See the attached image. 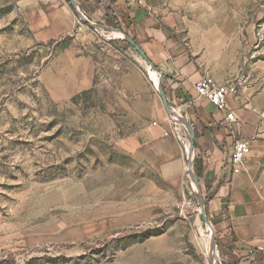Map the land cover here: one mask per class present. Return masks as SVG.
Listing matches in <instances>:
<instances>
[{"label": "rangeland", "instance_id": "1", "mask_svg": "<svg viewBox=\"0 0 264 264\" xmlns=\"http://www.w3.org/2000/svg\"><path fill=\"white\" fill-rule=\"evenodd\" d=\"M27 1L0 0V264H239L216 246L177 107L125 41L133 36L115 1L75 0L90 24L66 0L70 30L45 40L34 29L44 15ZM154 1L178 4L184 29L220 24L222 83L264 87V0ZM67 54L94 62L91 86L72 95L60 93L50 71ZM157 125L179 141L178 128L185 131L178 182L145 147ZM199 193L207 222L199 210L178 211L185 199L198 206Z\"/></svg>", "mask_w": 264, "mask_h": 264}, {"label": "crops", "instance_id": "2", "mask_svg": "<svg viewBox=\"0 0 264 264\" xmlns=\"http://www.w3.org/2000/svg\"><path fill=\"white\" fill-rule=\"evenodd\" d=\"M33 1L29 8L44 15L40 25L34 27L40 40L55 37L53 31L70 30L71 6L66 0ZM114 1L116 11L130 25L133 39L157 67L178 114L192 125L191 167L197 171L200 190L208 195L206 211L218 250L239 264H259L264 258V252L256 251L259 246L264 248V87H249L229 96L228 105L235 119L228 120L225 111L218 110L193 88L203 75L219 83L228 78L226 63L219 61L226 45L220 24L210 27L195 24L184 29L180 7L173 8L178 4L166 10L154 0H145L144 5ZM98 13L99 7L93 11L94 20ZM181 30L184 32H177ZM72 55L67 54L50 70L59 79L60 93L66 95L90 87L94 78L92 59ZM167 129L165 125L150 128L151 140L145 147L160 165L159 172L164 178L178 182L184 172L186 134L178 128L179 141L164 135ZM238 137L250 142L251 151L241 170L232 173L230 153Z\"/></svg>", "mask_w": 264, "mask_h": 264}, {"label": "built area", "instance_id": "3", "mask_svg": "<svg viewBox=\"0 0 264 264\" xmlns=\"http://www.w3.org/2000/svg\"><path fill=\"white\" fill-rule=\"evenodd\" d=\"M133 1L137 5L144 3V0ZM193 88L200 97L208 100L218 110L225 111L228 120L233 121L235 119L234 113L230 110L228 105V97L236 96L239 90L237 84L233 80L227 83H217L210 76L203 75L194 83ZM250 151L251 145L247 139L238 137L234 140L230 153V166L232 173H237L241 170L245 158ZM198 210L197 204L191 199H185L178 206V211L181 215L188 212H197ZM256 251L264 252V248L259 246Z\"/></svg>", "mask_w": 264, "mask_h": 264}, {"label": "water", "instance_id": "4", "mask_svg": "<svg viewBox=\"0 0 264 264\" xmlns=\"http://www.w3.org/2000/svg\"><path fill=\"white\" fill-rule=\"evenodd\" d=\"M70 4L72 5V7L75 9V12L79 15V17L84 20V21H88L89 20L77 9L75 0H69ZM90 24H92L91 22H89ZM124 39L126 42H128L129 44H131L146 60L149 64H152V62L146 57V55L144 54V52L142 51V49L139 47V45L135 42V40L133 38H131L128 35H124ZM157 92L159 94V96L161 97L163 106L165 107L166 111L173 115V112L169 109L168 107V102H167V98L166 95L163 91V89L159 86L156 87ZM177 120L184 126L187 135H188V139H189V145H188V173L190 174L191 178L193 179L194 183L198 186V182L196 181L194 175H191L192 172L190 173V168H191V155H192V151H193V147H194V133H193V128L191 123L183 118L182 116H177ZM201 194L199 193V199H198V206H199V212L202 215L203 219L207 222V218L204 212V202L200 196ZM207 224V223H206ZM262 264H264V261L262 262Z\"/></svg>", "mask_w": 264, "mask_h": 264}, {"label": "trees", "instance_id": "5", "mask_svg": "<svg viewBox=\"0 0 264 264\" xmlns=\"http://www.w3.org/2000/svg\"><path fill=\"white\" fill-rule=\"evenodd\" d=\"M152 66H153L155 69H157V67H156L154 64H152Z\"/></svg>", "mask_w": 264, "mask_h": 264}]
</instances>
